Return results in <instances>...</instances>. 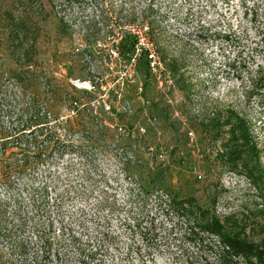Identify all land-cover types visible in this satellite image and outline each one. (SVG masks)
I'll return each instance as SVG.
<instances>
[{
	"label": "rangeland",
	"instance_id": "obj_1",
	"mask_svg": "<svg viewBox=\"0 0 264 264\" xmlns=\"http://www.w3.org/2000/svg\"><path fill=\"white\" fill-rule=\"evenodd\" d=\"M111 4L135 5L140 21L151 11L174 105L139 64L143 88L129 86L126 111H66L81 94L66 74L84 72L70 21ZM263 73L264 0H0L2 219L16 235L34 239L35 225L47 238L43 264H211L172 226L164 197L191 199L264 244ZM237 117L257 146L254 174L223 154Z\"/></svg>",
	"mask_w": 264,
	"mask_h": 264
},
{
	"label": "trees",
	"instance_id": "obj_2",
	"mask_svg": "<svg viewBox=\"0 0 264 264\" xmlns=\"http://www.w3.org/2000/svg\"><path fill=\"white\" fill-rule=\"evenodd\" d=\"M109 6L101 7L95 5L87 13L81 14L76 20L70 21V25L77 23L78 26L82 27L85 37L88 38L110 24L111 13L124 19V21H133L138 18L135 5L128 8L123 4H118L117 6L111 4ZM143 9L147 10V7ZM146 10H141V14L150 23L151 33L155 39L154 31L156 26H153L152 23L154 21L151 16L148 17L151 11ZM134 41L135 38L132 34L127 33L124 36L121 44L125 53L131 50ZM140 64L147 65V59L142 56ZM256 86L264 89V73L260 77L258 85H254V87ZM226 143L227 150L223 154H226L232 164L236 166L239 161H243L245 168L251 174L258 170L257 161H253L258 155L257 146L250 133L248 122L244 118L237 117L235 122L231 124L230 136ZM163 200L164 204L166 203V207L162 209L170 216L174 215L176 217L171 218L172 226L176 229L179 228L187 242L193 247L209 252L212 257L206 259L211 264H264V244L241 236L238 230L228 229L227 223L218 218L209 209L193 206L191 199L174 201L173 199L167 200L163 198ZM0 216L1 239L6 243L10 254V256L5 258L6 261L3 264H27L29 254L33 264H43L42 257H46L51 251V245L47 238L38 234L39 231L35 225L32 226L34 239H28L26 235H16V227L13 225L7 226L2 219V213ZM195 217L198 219L196 220Z\"/></svg>",
	"mask_w": 264,
	"mask_h": 264
},
{
	"label": "built area",
	"instance_id": "obj_3",
	"mask_svg": "<svg viewBox=\"0 0 264 264\" xmlns=\"http://www.w3.org/2000/svg\"><path fill=\"white\" fill-rule=\"evenodd\" d=\"M110 18L111 22L107 29L112 25V22H117L120 31L116 30L110 36L94 40L87 39L83 29L79 28L77 23L71 24V28H73L71 32L75 33L74 28L82 30L79 32V34L81 33L79 38H75L73 41L72 51L80 57V64L84 72L76 76H67L66 74L70 88L81 93L77 97L71 98L66 111L75 113L84 109L93 110L96 113L104 111L113 115L126 111L130 105L129 86L137 84L138 91H142L143 88V82L137 75L142 56L147 59L149 72L157 81L158 86L162 88L165 100L172 105L177 103L178 99L172 95L170 89L165 87L166 85L174 86L175 80L170 73L165 71V59L157 48L150 23L147 20L140 21L138 18L133 21H124V19L116 17L114 13L110 14ZM127 33L132 34L135 41L131 50L125 53L121 43ZM28 66L31 69L34 67L32 64H28ZM63 69L64 66L58 63L52 69V73L59 76ZM140 129L143 132L147 131L145 126H140Z\"/></svg>",
	"mask_w": 264,
	"mask_h": 264
}]
</instances>
